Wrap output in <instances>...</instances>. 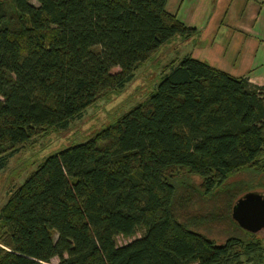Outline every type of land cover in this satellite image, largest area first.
I'll return each instance as SVG.
<instances>
[{"label":"trees","instance_id":"16d2710c","mask_svg":"<svg viewBox=\"0 0 264 264\" xmlns=\"http://www.w3.org/2000/svg\"><path fill=\"white\" fill-rule=\"evenodd\" d=\"M167 1L0 0V170L193 35ZM258 186L264 87L187 55L143 101L10 190L0 264H264V234L231 217Z\"/></svg>","mask_w":264,"mask_h":264},{"label":"rangeland","instance_id":"374dc122","mask_svg":"<svg viewBox=\"0 0 264 264\" xmlns=\"http://www.w3.org/2000/svg\"><path fill=\"white\" fill-rule=\"evenodd\" d=\"M183 1L187 4V0H168L166 8L170 12L177 11L178 13V7ZM243 2L245 1L223 0V3H221L225 5V13L222 14L224 17L223 28H220L219 35L221 38H227L225 35L229 31V38L225 40V42L228 41L227 45L222 44V46H226L224 59H228L233 52L236 53L233 62L237 60L243 45L242 39L237 35L238 33L234 29L235 26L233 24L239 18V15L243 13L240 11ZM208 6H216V0L209 1ZM219 17L221 18V15ZM263 20L259 18L258 24ZM222 30L224 32L223 35L220 34ZM194 31L193 35L188 39L176 37L173 41L161 47L146 63L134 72L133 78L123 88L87 107L68 127L34 137L18 153L8 158L4 168L0 170V207L7 199L10 190L19 185L24 177L48 155L87 140L93 133L113 123L120 115L143 101L156 89L163 77V73L166 72L172 63H176L184 56H187L193 48L201 46V43H206L207 39L204 38L202 42L199 37L196 38L198 35L197 30ZM206 51L208 50L199 51V53L206 55ZM195 53L194 55H197V52ZM221 60L223 61V58ZM115 71H118V68L112 69V72ZM260 188L262 186H258L257 189ZM263 190L258 192L264 194ZM260 233L264 234V231ZM141 235L142 232L138 231L131 237L118 235L115 240L117 245H123ZM209 236H212V234H209ZM57 262V258L51 260V264H57Z\"/></svg>","mask_w":264,"mask_h":264},{"label":"crops","instance_id":"0c3cea01","mask_svg":"<svg viewBox=\"0 0 264 264\" xmlns=\"http://www.w3.org/2000/svg\"><path fill=\"white\" fill-rule=\"evenodd\" d=\"M213 0H187L178 7V15L188 27L196 28V38H206V43L192 49L187 55L207 61L209 64L237 77H245L253 84L264 87V20L258 24V19H264V0H244L241 4L239 18L233 23L237 35L242 39V49L233 62L236 53L224 59L225 40L229 38V31L221 38L220 28H223V13L225 5L223 0H216V6H208ZM227 12V11H226ZM221 15V18L219 17ZM223 30L220 32L223 35ZM194 37V36H193ZM192 37V39H193ZM206 51L201 55L199 51ZM195 52H197V55ZM223 58V61L221 60Z\"/></svg>","mask_w":264,"mask_h":264},{"label":"water","instance_id":"95a60500","mask_svg":"<svg viewBox=\"0 0 264 264\" xmlns=\"http://www.w3.org/2000/svg\"><path fill=\"white\" fill-rule=\"evenodd\" d=\"M231 217L241 228L249 232L264 231V194L245 193L233 205Z\"/></svg>","mask_w":264,"mask_h":264}]
</instances>
